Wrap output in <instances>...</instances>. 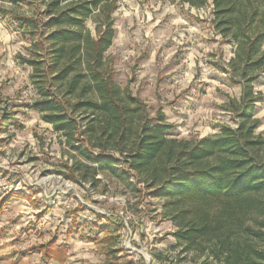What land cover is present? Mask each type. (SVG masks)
I'll list each match as a JSON object with an SVG mask.
<instances>
[{
    "label": "rangeland",
    "instance_id": "374dc122",
    "mask_svg": "<svg viewBox=\"0 0 264 264\" xmlns=\"http://www.w3.org/2000/svg\"><path fill=\"white\" fill-rule=\"evenodd\" d=\"M114 1L115 35L103 56L113 82L143 100L151 117L162 109L173 126L170 138L200 139L223 125L236 128L226 108L230 99H241L238 78L232 80L237 46L218 32L213 0L202 8L184 0ZM50 2L0 0V118L10 114L8 126L0 125V203L7 200L0 210V264H203L204 257L177 245L163 202L150 198L143 184L136 189L108 171L82 182L63 167L67 159L70 166L81 159L33 108L41 99L33 69L19 60L34 58L36 26L23 18L46 19ZM257 22L245 27L247 34ZM104 23L102 12L94 11L82 27L84 43L88 35L97 40ZM254 87L261 94L256 134L264 136V75ZM52 239L66 248L64 255L46 260L31 251Z\"/></svg>",
    "mask_w": 264,
    "mask_h": 264
},
{
    "label": "trees",
    "instance_id": "16d2710c",
    "mask_svg": "<svg viewBox=\"0 0 264 264\" xmlns=\"http://www.w3.org/2000/svg\"><path fill=\"white\" fill-rule=\"evenodd\" d=\"M66 1L51 0L46 19L23 18L36 26L34 58L19 56L33 69L41 98L33 108L81 159L71 166L67 159L63 167L82 182L108 171L136 189L143 184L150 198L163 202L162 215L177 228V245L204 257L203 264H264V136L256 134L260 120L254 116L261 99L254 84L264 75V0H213L218 32L237 46L232 80L238 78L241 99H230L226 108L237 127L223 125L218 134L193 140L168 137L173 126L163 110L151 117L143 100L103 71L115 35V1L84 0L62 8ZM184 1L202 8L208 0ZM96 10L105 16L104 31L84 43L82 27ZM255 19L256 29L247 34L245 27ZM9 115L0 118L1 126H8ZM56 243L52 239L31 251L46 260L59 258L66 248Z\"/></svg>",
    "mask_w": 264,
    "mask_h": 264
}]
</instances>
